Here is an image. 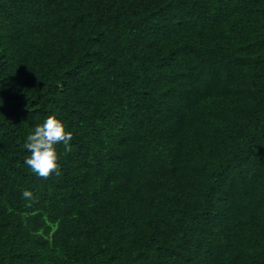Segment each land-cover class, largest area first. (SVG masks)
Returning a JSON list of instances; mask_svg holds the SVG:
<instances>
[{"label":"trees","instance_id":"1","mask_svg":"<svg viewBox=\"0 0 264 264\" xmlns=\"http://www.w3.org/2000/svg\"><path fill=\"white\" fill-rule=\"evenodd\" d=\"M0 264H264V0H0Z\"/></svg>","mask_w":264,"mask_h":264},{"label":"clouds","instance_id":"2","mask_svg":"<svg viewBox=\"0 0 264 264\" xmlns=\"http://www.w3.org/2000/svg\"><path fill=\"white\" fill-rule=\"evenodd\" d=\"M73 133L66 130L65 123L55 115L47 116L41 123L34 127L25 140L23 147L29 155L24 159V164L38 177L47 179L55 174L61 175L59 155L56 146L64 145V151L71 152ZM22 196L27 200L35 199L32 191L25 189Z\"/></svg>","mask_w":264,"mask_h":264}]
</instances>
